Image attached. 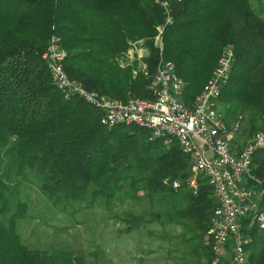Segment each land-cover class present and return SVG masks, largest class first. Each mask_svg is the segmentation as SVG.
I'll return each instance as SVG.
<instances>
[{
    "label": "trees",
    "instance_id": "obj_1",
    "mask_svg": "<svg viewBox=\"0 0 264 264\" xmlns=\"http://www.w3.org/2000/svg\"><path fill=\"white\" fill-rule=\"evenodd\" d=\"M162 29L163 58L183 81L182 101L191 106L210 79L225 46L234 53L229 81L221 92L224 114L249 115L252 131L264 133V20L249 0H0V149L9 157L0 177V264H82L69 253L50 254L25 245L17 224L28 211L10 192L30 173L42 178L41 192L55 206L103 198L110 204L124 186L176 195L206 236L215 206L206 179L198 192L185 187L191 175L187 155L176 142L164 145L151 131L134 125L107 126L99 109L65 94L54 84L44 58L53 37L67 52L65 73L86 90L120 99L153 100L149 79L136 63L120 59L134 43L157 61L154 37ZM254 172L264 176V148L253 156ZM178 180L181 187L171 188ZM12 183V182H11ZM11 192V193H12ZM181 201V202H180ZM129 228L140 220L127 215ZM244 223L249 264H264V230Z\"/></svg>",
    "mask_w": 264,
    "mask_h": 264
},
{
    "label": "built area",
    "instance_id": "obj_2",
    "mask_svg": "<svg viewBox=\"0 0 264 264\" xmlns=\"http://www.w3.org/2000/svg\"><path fill=\"white\" fill-rule=\"evenodd\" d=\"M161 35L162 29L158 28L153 41L157 52L153 71L149 72L144 59L133 71V75L140 72L149 79L151 101L124 102L84 89L66 75L67 52L55 37L44 58L55 86L99 109L105 125L142 127L151 131L153 138H163L164 145L178 144L190 163L191 175L184 182L186 189L196 195L198 180L203 176L215 202L207 231L211 250L208 264H249L246 247L251 240L245 234L244 223L249 221L247 227L264 230V176L255 174L253 163L254 154L264 148V133L254 131L241 146L233 143L240 123L229 124L220 102L229 81L233 50L230 46L222 49L210 79L191 106H187L181 98L184 83L173 65L163 58ZM170 185L177 190L181 182L173 180Z\"/></svg>",
    "mask_w": 264,
    "mask_h": 264
},
{
    "label": "rangeland",
    "instance_id": "obj_3",
    "mask_svg": "<svg viewBox=\"0 0 264 264\" xmlns=\"http://www.w3.org/2000/svg\"><path fill=\"white\" fill-rule=\"evenodd\" d=\"M254 13L264 20V0H249ZM149 49L139 42L120 59L123 66L148 58ZM223 110V108H222ZM229 124L239 122L233 143L242 145L254 131L249 115L237 112ZM166 147L169 145H165ZM0 149V177L8 170L9 157ZM12 182V183H11ZM15 189L9 194L15 210L18 201L28 206L27 214L17 224L25 245L50 254L69 253L82 264H208L206 236L190 219L177 215L184 208L176 195L131 190L127 185L110 204L97 198L90 204V191L83 201L55 206L40 190L42 178L28 173L25 178L10 180ZM131 215L139 227L129 228Z\"/></svg>",
    "mask_w": 264,
    "mask_h": 264
}]
</instances>
